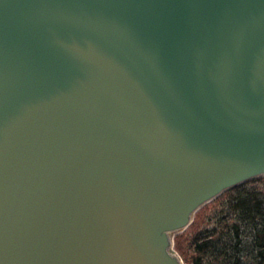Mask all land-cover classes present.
<instances>
[{
	"label": "water",
	"instance_id": "1",
	"mask_svg": "<svg viewBox=\"0 0 264 264\" xmlns=\"http://www.w3.org/2000/svg\"><path fill=\"white\" fill-rule=\"evenodd\" d=\"M261 175L264 0H0V264H183Z\"/></svg>",
	"mask_w": 264,
	"mask_h": 264
},
{
	"label": "trees",
	"instance_id": "2",
	"mask_svg": "<svg viewBox=\"0 0 264 264\" xmlns=\"http://www.w3.org/2000/svg\"><path fill=\"white\" fill-rule=\"evenodd\" d=\"M260 182L264 178L256 177L225 190L195 212L191 224L173 239L184 264H264Z\"/></svg>",
	"mask_w": 264,
	"mask_h": 264
},
{
	"label": "rangeland",
	"instance_id": "3",
	"mask_svg": "<svg viewBox=\"0 0 264 264\" xmlns=\"http://www.w3.org/2000/svg\"><path fill=\"white\" fill-rule=\"evenodd\" d=\"M259 177H262V178H264V175H261V176H259ZM258 184H260L259 185V188H261V189H263L264 190V182H260V183H258ZM215 221V220H214ZM214 226V224L211 222L210 224H208V227L209 228H211V227H213ZM178 234V233H177ZM183 260V259H182ZM183 264H184V261H183Z\"/></svg>",
	"mask_w": 264,
	"mask_h": 264
}]
</instances>
